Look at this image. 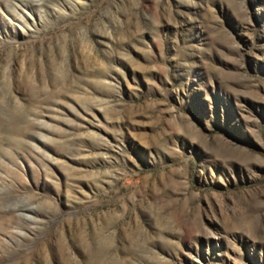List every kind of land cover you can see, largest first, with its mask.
I'll use <instances>...</instances> for the list:
<instances>
[{
    "label": "rangeland",
    "instance_id": "rangeland-1",
    "mask_svg": "<svg viewBox=\"0 0 264 264\" xmlns=\"http://www.w3.org/2000/svg\"><path fill=\"white\" fill-rule=\"evenodd\" d=\"M0 264H264V0H0Z\"/></svg>",
    "mask_w": 264,
    "mask_h": 264
}]
</instances>
